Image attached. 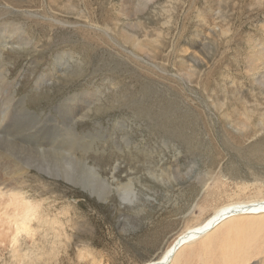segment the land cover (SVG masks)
Segmentation results:
<instances>
[{
  "label": "rangeland",
  "instance_id": "rangeland-1",
  "mask_svg": "<svg viewBox=\"0 0 264 264\" xmlns=\"http://www.w3.org/2000/svg\"><path fill=\"white\" fill-rule=\"evenodd\" d=\"M9 36L0 211L29 223L1 213L0 264H141L215 209L264 201V0H0ZM93 166L130 192L93 190ZM225 222L181 264L234 231L264 264V215Z\"/></svg>",
  "mask_w": 264,
  "mask_h": 264
},
{
  "label": "bare ground",
  "instance_id": "bare-ground-1",
  "mask_svg": "<svg viewBox=\"0 0 264 264\" xmlns=\"http://www.w3.org/2000/svg\"><path fill=\"white\" fill-rule=\"evenodd\" d=\"M7 39H9L11 41L7 42L6 40L0 39V46L1 47H3L4 44L13 43V41H14V38L12 36H9ZM1 47H0V50H1ZM8 104L11 105V103H8ZM5 108H6L7 113H5L4 115H6V116L10 115L15 110V109H13L11 112V110H9V108H11V107H9L8 105H6ZM18 108H20V107L18 106ZM84 164H86V161H84ZM112 166H113V164H112ZM92 169H93V190H96V188H99V189H102L103 193L109 194L111 189H112L111 185L113 184L114 185L113 187H115V189L117 190L120 198L123 197V195L126 191L130 192L129 189L132 186L129 189H127V186H125V184L122 183V185H121L119 183V181H117V178L114 177L115 173L112 175V181L110 182L108 179H106L97 170L96 167L93 166ZM114 170H115V168H114ZM128 186H130V185H128ZM125 188L127 190H125ZM0 195L2 196V198H4V197L13 198V196H8L7 193H4V192L0 193ZM127 195H128V193H127ZM3 202H5V201H3ZM10 209L11 208H9L8 210H4L3 212L0 211V216H1V213L8 214V215L10 214L12 216L11 219L9 217H6V219H4V217L2 216L3 219L5 220L3 222L6 223V225L5 224L4 225L7 226V225L11 224L10 226H7V228L10 227V229H11V227L13 228L12 224L15 225V229H12V231L13 230L18 231L20 229V227L24 228L26 231L27 225L29 223V215L28 214L23 215V216H25V218L23 220L20 219L21 221L19 222V220H17L15 218L17 215L16 208H12L11 211H10ZM262 215H264V201H255V202H251V203H234V204H229L226 206H221V207L215 209L213 211V213L209 214L208 216H206L204 219H202L201 221H199L195 225H193L191 227H187L186 229L181 231L178 235H176V237L166 247V249L161 253V255L159 257L153 258V259L152 258L149 259V257H148V259H146V257H145L144 260L142 258L143 261L140 263L141 264H166L167 262H168L167 264L184 263V261H182L184 254H181V252L184 249L190 248L195 242L199 241L203 237H206L210 232H212L213 230H215L216 228L221 226L225 221L227 222L228 220H232L234 218H239V217L245 218V217H254V216H262ZM2 217H0V219ZM3 219H1V220H3ZM246 219H245V221H246ZM3 222L1 221L0 227H3L2 226ZM247 223L245 222L243 224L246 225ZM234 225H236V224H234ZM240 225L242 227V224H240ZM234 228H235V226H234ZM236 228H237V226H236ZM240 229H243V228H240ZM231 231H233V229ZM0 232H1V230H0ZM234 232H232L233 234H231L229 236H225L224 238L216 239V240L214 239V241H213V239H206L202 245V246H204L206 258L201 260V264H245L249 259H251V257L253 255H255V253H256L255 250L251 249V247L249 246V243L244 238V236H240L239 234L234 235ZM238 232L236 231V234ZM10 233L13 234L14 232L13 233L10 232ZM10 233H8V235H10ZM3 235H5V234H3ZM3 235L1 234V236H3ZM13 237H15V235H13ZM204 251H203V253H204ZM196 263H198V261ZM185 264H187V263H185Z\"/></svg>",
  "mask_w": 264,
  "mask_h": 264
}]
</instances>
